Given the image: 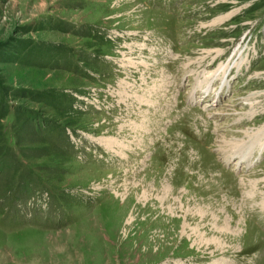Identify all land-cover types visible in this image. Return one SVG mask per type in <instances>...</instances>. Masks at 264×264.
I'll list each match as a JSON object with an SVG mask.
<instances>
[{"label": "rangeland", "instance_id": "rangeland-1", "mask_svg": "<svg viewBox=\"0 0 264 264\" xmlns=\"http://www.w3.org/2000/svg\"><path fill=\"white\" fill-rule=\"evenodd\" d=\"M263 131L264 0H0V264H264Z\"/></svg>", "mask_w": 264, "mask_h": 264}, {"label": "bare ground", "instance_id": "bare-ground-1", "mask_svg": "<svg viewBox=\"0 0 264 264\" xmlns=\"http://www.w3.org/2000/svg\"><path fill=\"white\" fill-rule=\"evenodd\" d=\"M243 52H244V48H240L236 53H235V57L232 59V61L229 63V64H227V65H229V66H226L225 68H223V70L225 71V69H227L226 70V73H224V74H222V76L219 78L218 76H214V78L216 79V81H219L220 80V85H221V87L220 88H224V86L225 85H227L226 84V82H225V79L226 78H228L227 77V75L228 74H230L231 73V71L235 68V69H237V71H238V69H240V66L244 63V59H245V57L243 56ZM231 75V74H230ZM229 75V76H230ZM218 78H219V80H218ZM214 79V80H215ZM212 81V80H211ZM208 83H210V81L208 82ZM208 85H210V84H208ZM211 87V86H210ZM264 132V131H263ZM251 141H252V139H251ZM250 142V141H249ZM253 143V142H252ZM254 144V143H253ZM263 145V144H262ZM249 146H252V145H249ZM228 147V146H227ZM231 147V146H230ZM245 150V152H243V153H236L237 154V156L239 157V159H243V158H245V159H249L248 158V156H249V152H248V149H246V147L244 148ZM258 151V150H257ZM261 150H259L258 152H260ZM230 159V158H229ZM239 163V162H238ZM254 195V194H253ZM261 206L263 207L264 206V198H262L261 199Z\"/></svg>", "mask_w": 264, "mask_h": 264}]
</instances>
